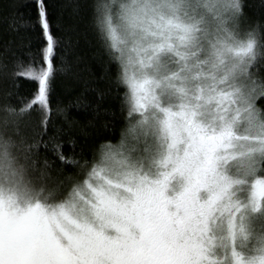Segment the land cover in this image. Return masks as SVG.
<instances>
[{
  "label": "snow or ice",
  "instance_id": "snow-or-ice-1",
  "mask_svg": "<svg viewBox=\"0 0 264 264\" xmlns=\"http://www.w3.org/2000/svg\"><path fill=\"white\" fill-rule=\"evenodd\" d=\"M34 7L42 45L0 64L36 86L0 103V264H264V24L240 38L241 0H93L138 135L89 161L66 115L48 135L59 40L47 0Z\"/></svg>",
  "mask_w": 264,
  "mask_h": 264
},
{
  "label": "trees",
  "instance_id": "trees-1",
  "mask_svg": "<svg viewBox=\"0 0 264 264\" xmlns=\"http://www.w3.org/2000/svg\"><path fill=\"white\" fill-rule=\"evenodd\" d=\"M246 20L241 24L240 38L248 24L259 21L264 24V0H241ZM50 25L59 40L57 71L53 81L51 102L53 114L48 135L63 127L67 132L64 117L72 122V129L63 139L76 141L77 153L92 160L98 159L101 144L119 147L131 135L134 120L127 118L129 89L113 86L117 65L112 61L101 43L94 21L91 5L93 0H47ZM35 21L34 0H0V64L10 69L27 67L29 52L43 43ZM264 76V64L258 69ZM12 79H0V103L4 92L10 95L9 103L17 109L27 102L35 90V84L20 78L18 88L12 87ZM62 109V112H56ZM22 135L32 141L41 131L39 115L33 113L21 120ZM67 150V149H66ZM41 159L46 155L43 149ZM80 179L81 177H77ZM257 178H264L260 173Z\"/></svg>",
  "mask_w": 264,
  "mask_h": 264
},
{
  "label": "rangeland",
  "instance_id": "rangeland-1",
  "mask_svg": "<svg viewBox=\"0 0 264 264\" xmlns=\"http://www.w3.org/2000/svg\"><path fill=\"white\" fill-rule=\"evenodd\" d=\"M129 96H130V89H129ZM138 135V130L133 127V130L131 131V135H128L122 144L119 147L113 148L114 152H120V151H125L129 145H131L135 137Z\"/></svg>",
  "mask_w": 264,
  "mask_h": 264
}]
</instances>
